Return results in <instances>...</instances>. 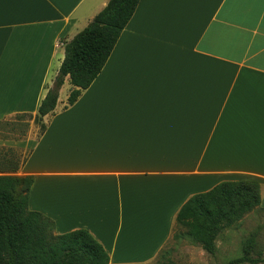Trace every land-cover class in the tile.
Instances as JSON below:
<instances>
[{
  "label": "crops",
  "instance_id": "0c3cea01",
  "mask_svg": "<svg viewBox=\"0 0 264 264\" xmlns=\"http://www.w3.org/2000/svg\"><path fill=\"white\" fill-rule=\"evenodd\" d=\"M109 1L0 0V123L38 113L65 44ZM64 86L40 138L34 124L0 137L29 152V208L57 234L85 229L110 264H149L196 194L253 180L264 210V0H140L68 108Z\"/></svg>",
  "mask_w": 264,
  "mask_h": 264
},
{
  "label": "trees",
  "instance_id": "16d2710c",
  "mask_svg": "<svg viewBox=\"0 0 264 264\" xmlns=\"http://www.w3.org/2000/svg\"><path fill=\"white\" fill-rule=\"evenodd\" d=\"M139 2L110 0L83 31L65 44V58L38 113L18 115L15 121L30 118L38 126L40 138L47 129L45 117L55 111L66 79L71 85L65 106L68 108L101 73ZM23 137L26 136L18 135ZM19 155L22 156L13 149L0 151V264H110L108 252L89 231L57 234L52 219L30 210L34 177L18 175L29 152ZM261 205V186L257 181H225L192 196L178 212L175 226L184 229L194 244L215 257L216 241L224 230L240 223ZM257 246L258 233L253 232L243 243V256L230 264L264 263L262 255L252 256ZM165 248L155 264H180L168 256Z\"/></svg>",
  "mask_w": 264,
  "mask_h": 264
},
{
  "label": "rangeland",
  "instance_id": "374dc122",
  "mask_svg": "<svg viewBox=\"0 0 264 264\" xmlns=\"http://www.w3.org/2000/svg\"><path fill=\"white\" fill-rule=\"evenodd\" d=\"M67 84L63 87L61 93L63 98L67 95V90L69 89V84L68 87ZM33 124L30 118H25L21 122L7 121L0 126V137L9 138V140L17 139V136L21 134L27 137ZM38 132L39 128L36 126L33 133L37 136ZM6 149H13L18 156H22L19 154H26V150H18L6 146L0 147V151H5ZM253 232L258 233V246L252 256L257 258L262 255V258H264V210L260 209L248 214L240 223L224 230L216 241L217 252L215 257L210 256L200 246L194 244L185 235L186 231L178 226L174 227L172 238L166 245L165 251L168 252V256L172 260L180 264H230L243 256V243ZM178 234H182L183 237L181 239L174 238ZM149 264H155V261Z\"/></svg>",
  "mask_w": 264,
  "mask_h": 264
}]
</instances>
